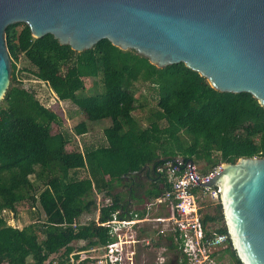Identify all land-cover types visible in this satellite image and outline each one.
Segmentation results:
<instances>
[{
    "label": "trees",
    "instance_id": "trees-1",
    "mask_svg": "<svg viewBox=\"0 0 264 264\" xmlns=\"http://www.w3.org/2000/svg\"><path fill=\"white\" fill-rule=\"evenodd\" d=\"M4 42L11 71L0 101V264H65L69 255L77 259L80 252L104 246L111 239L98 223L115 212L145 217L147 204L168 189L165 173L156 171L167 161L191 160L203 173L217 162L264 155V108L249 93L212 89L183 63L157 68L106 39L76 52L50 34L33 38L25 23L9 24ZM21 59L26 65L18 67ZM86 77L97 81L92 94L84 93ZM40 83L75 108L74 136L107 119L105 144L79 149L75 141L68 143L61 115L35 96L32 87ZM136 84L154 97L141 118L136 111L145 101L135 96ZM144 164L138 174L131 173ZM97 195L104 199L98 207ZM23 202L33 208L34 219L20 228L7 224L2 212L15 213ZM158 206L163 212L154 217L168 216L166 202ZM96 208V218L81 220ZM145 225L135 229L136 238L156 233ZM199 225L205 236L226 234L221 209L219 214L200 211ZM160 241L175 251L171 262L186 263L171 231L158 235L153 245ZM208 257L214 264L224 258L240 264L228 238Z\"/></svg>",
    "mask_w": 264,
    "mask_h": 264
},
{
    "label": "water",
    "instance_id": "water-1",
    "mask_svg": "<svg viewBox=\"0 0 264 264\" xmlns=\"http://www.w3.org/2000/svg\"><path fill=\"white\" fill-rule=\"evenodd\" d=\"M14 23L76 52L106 39L157 68L183 63L212 89L249 93L264 108V0H0V101L11 71L4 31ZM200 187L217 188L240 264H264V155L225 162Z\"/></svg>",
    "mask_w": 264,
    "mask_h": 264
},
{
    "label": "built area",
    "instance_id": "built-area-1",
    "mask_svg": "<svg viewBox=\"0 0 264 264\" xmlns=\"http://www.w3.org/2000/svg\"><path fill=\"white\" fill-rule=\"evenodd\" d=\"M30 82L37 84L35 80H30ZM32 88L35 96L46 107L61 102L43 83ZM222 164L223 162H217L210 166L207 171L201 173L198 172L193 163L189 164L187 161L182 162L181 159L175 158L173 161H167L156 168L157 172L165 173L168 189L161 197L151 200L146 209L148 210L149 206L156 205L157 207L161 202H166L168 216L152 217L158 224L165 225L164 228H156V239L164 231H171L177 249L186 256L185 264H207L208 262L214 264L208 257V253L224 247L228 238L225 233H212L205 236L199 225L200 196L218 198L217 188L200 187V184L206 183ZM144 219L146 216L137 218L134 215L131 218H122L118 217L117 212H115L111 214L108 220L98 223L107 229V234L111 240L100 247L102 253L97 257L96 262L99 264H133L134 252L132 248L138 242L135 229ZM143 240H147L145 241L146 245H151L154 241L153 239ZM83 253L80 252L77 259H73L69 255L68 262L65 264H79L86 259Z\"/></svg>",
    "mask_w": 264,
    "mask_h": 264
},
{
    "label": "rangeland",
    "instance_id": "rangeland-1",
    "mask_svg": "<svg viewBox=\"0 0 264 264\" xmlns=\"http://www.w3.org/2000/svg\"><path fill=\"white\" fill-rule=\"evenodd\" d=\"M18 27H15L17 29ZM25 62L21 59L18 63V67H23ZM84 93L92 94L91 92L94 91V89H97L98 86L96 85L97 81L96 79H92L90 77L84 78ZM95 83V85H94ZM26 84V82H25ZM97 86V88L95 87ZM137 91L135 93V96L139 98L141 101H145V105L142 107L141 110L136 111V115L140 118L145 116L150 108H152L154 104V97L152 92L147 89V87H143L142 85L136 84ZM44 101V100H43ZM46 102V101H44ZM53 109L57 110L58 114L61 115L62 125L60 126L61 131L68 133L70 135V138L68 140V143L71 144L75 141L78 147L84 148V147H94L98 145L105 144V140L102 134V128L105 126V124H108L107 119H102L99 121H96L97 123H90L88 131L80 136H74L71 132V129L73 125L76 122V115H73L75 112V108L71 106L70 104L59 102L54 103L50 105ZM70 116V117H69ZM145 124L144 120L141 121V124ZM106 124V125H107ZM57 128L54 130L56 131ZM70 144V145H71ZM199 165H197L198 167ZM124 190V189H123ZM104 202V199L100 196H96V205L98 207L99 204ZM218 198H213L211 196H200L199 198V204H200V211L201 213H209V214H219L220 208L217 207ZM37 209L36 207H34ZM150 210H147L146 218L151 219L152 215L156 213L157 211L160 212V208L158 210V207L156 205L149 206ZM156 209V210H155ZM14 212L9 211H3V217L6 220V223L15 227H22L23 225L28 224L31 219H34L32 217L31 212L33 211V208H30L29 205L25 202L20 203L16 205ZM42 215V214H41ZM97 215V208L93 210L91 213L83 215L81 220L86 221L91 218H96ZM149 222V224H146L145 226H151L153 229L155 228H164V224H156ZM220 222L211 224V227H216L219 225ZM144 225V224H143ZM141 234V233H140ZM138 235L137 239L138 242L133 245V264H166L171 263L174 264V256L176 255L175 251L172 249H168L167 243L160 241L157 245H149L145 246V241L143 239H153L156 240V233H153L149 236L146 234ZM127 236V235H126ZM149 241V240H148ZM153 241V242H154ZM149 243V242H148ZM73 246L81 245V243L73 242ZM102 253V249L100 247L93 248V250H89L87 252H84V258L92 259L91 262H86V264H99L96 262L97 257ZM55 257V255H53ZM31 262L28 261V264ZM228 260L227 258L221 259L218 262H215V264H227ZM43 264H47V261H45ZM207 264H213L212 262H208Z\"/></svg>",
    "mask_w": 264,
    "mask_h": 264
},
{
    "label": "crops",
    "instance_id": "crops-1",
    "mask_svg": "<svg viewBox=\"0 0 264 264\" xmlns=\"http://www.w3.org/2000/svg\"><path fill=\"white\" fill-rule=\"evenodd\" d=\"M107 124V123H106ZM106 124H105V126H106ZM103 129V128H102ZM85 134V133H84ZM83 135V134H82ZM80 136V135H79ZM77 144V143H76ZM77 146H79V145H77ZM95 147V146H94ZM79 149H82L81 147H78ZM123 178H125V177H123ZM125 179H127V178H125ZM158 207V210H159V206H157ZM148 210H150V209H148ZM156 210V209H155ZM164 210H166V209H164ZM160 212H163V210H161ZM158 213V211L156 212V213H154V214H157ZM154 214L152 215V217L154 218ZM147 215V214H146ZM145 215V216H146ZM158 215H160V214H158ZM149 222H151L150 224H154V223H156V224H158L157 222H155V220H153L152 218L151 219H148V218H146V219H144V220H142V221H140V224H139V226L140 225H145V224H149Z\"/></svg>",
    "mask_w": 264,
    "mask_h": 264
},
{
    "label": "flooded vegetation",
    "instance_id": "flooded-vegetation-1",
    "mask_svg": "<svg viewBox=\"0 0 264 264\" xmlns=\"http://www.w3.org/2000/svg\"><path fill=\"white\" fill-rule=\"evenodd\" d=\"M129 189V188H128Z\"/></svg>",
    "mask_w": 264,
    "mask_h": 264
}]
</instances>
